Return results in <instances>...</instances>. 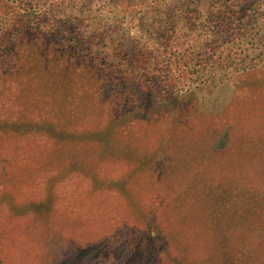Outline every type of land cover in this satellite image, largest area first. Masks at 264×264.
<instances>
[{
    "label": "rangeland",
    "instance_id": "1",
    "mask_svg": "<svg viewBox=\"0 0 264 264\" xmlns=\"http://www.w3.org/2000/svg\"><path fill=\"white\" fill-rule=\"evenodd\" d=\"M63 1L64 15L76 20L83 18L92 28L107 29L118 24L139 37L142 29L150 27V21L143 24L137 21L135 12L130 16L128 11H121L123 7L116 8L121 0ZM145 2L160 7L170 16L168 20L174 16L178 20L186 18L181 23L186 29L198 28L197 39L204 40L207 33H218V44L224 50L222 56L229 61L221 77L232 79L231 84L212 93L208 88L202 89L198 95L200 110L188 122L180 123L171 118L146 124L137 122L133 117L138 112H134L135 116L115 126L109 142L114 152L105 158H98L97 151L91 152L92 157L75 153L72 139L64 138L55 143L45 131L57 123L74 132L100 129L109 120L112 110L129 109L115 107L111 87L95 92L93 100L82 97V100L68 99L66 104L62 101L58 104L61 96L58 89L43 98L41 92L31 97L33 91L27 93L28 88L20 91L21 87L15 84L17 87H12L11 91L16 96L15 102L10 109H0V119H9L10 125L13 119L19 118L17 131L7 123H0V196L6 198L0 197V210H4L5 215L8 205L27 203L42 214L41 220L31 215L13 219L0 217V264H60L72 258H76V264H154L151 259L156 253L157 264H214L206 261V252L211 248L202 238L206 203L203 189L213 186L212 179L216 182V178L234 175L237 160L248 161L246 182L258 186L259 198L262 197L264 12L256 16V12L247 8L245 0H189L185 10L180 11L173 9L179 0ZM221 3L225 4L224 8H220ZM204 8H208L207 12ZM166 18L157 17V22L166 25ZM161 42L149 43L159 45ZM156 48L163 51L161 46ZM207 61L211 66L215 61L211 51L205 52L201 64ZM188 65L189 73L198 69L193 62ZM50 67L59 73L64 67L63 59L53 60ZM212 73L219 75L216 65L212 66ZM189 77L195 74H188L186 83ZM70 80L75 85L78 83L75 78ZM170 81L172 87L181 89ZM79 92L85 94V90ZM50 96L55 100H49ZM39 112L44 118H35ZM40 120L45 121L44 125ZM36 121L39 125L33 127ZM217 135L219 139L211 145ZM87 138L86 135V141ZM227 143L228 152L215 151L208 160L210 166L203 165L197 171V176L204 177L192 185L193 176L188 175L190 169L196 167L190 166L193 162L190 154L203 151L205 145L219 149ZM125 147L132 149L125 154L130 158L114 154ZM163 154L169 159L168 163L161 162L159 156ZM173 154L176 157L172 159ZM59 157L66 161L69 157L82 159L77 174L62 170L56 161ZM48 161H54L49 169L43 166ZM154 169L158 171L153 172ZM261 202V198L256 201L253 210L264 215ZM147 219H150L149 224L144 223ZM33 222H39V230L31 231ZM146 227L154 231V238L146 233ZM260 229L255 230L256 233L247 232L253 250L264 248V228ZM87 252L90 255L83 260L82 255Z\"/></svg>",
    "mask_w": 264,
    "mask_h": 264
},
{
    "label": "trees",
    "instance_id": "2",
    "mask_svg": "<svg viewBox=\"0 0 264 264\" xmlns=\"http://www.w3.org/2000/svg\"><path fill=\"white\" fill-rule=\"evenodd\" d=\"M245 1L248 2L247 8L256 12V16H259L261 11L264 12V0ZM64 2L63 0H0V109L12 107L16 96L11 91L15 84L21 87L20 91L26 88H28L27 93L33 91L31 97L41 92L40 97L43 98L58 89L61 93L58 104L61 101L66 104L68 99L70 101L82 100V97L92 99L95 92H101L106 86L111 87L115 97L113 101L115 107L124 106L129 109L112 110L109 120L100 129L74 132L65 130V126L58 123L51 129L46 128L45 134H48L50 136L48 138L55 143L64 138L72 139L74 141L72 145L76 147L75 153L92 157L91 152L97 151L98 158L107 157L114 152L109 142L110 135L115 132V126L121 120L135 116L132 115L134 112L138 114L133 118H136L137 122L142 121L146 124L171 118L180 123L188 122L200 110L198 95L202 89L208 88L212 93L231 84L232 79L221 77L225 73L223 68L229 61L226 56H222L224 50L218 44L219 35L216 32L207 33L204 40L201 37L197 39L196 33L199 29L196 27L186 29L181 23L186 18L178 20L174 19L176 17L174 16L172 20H168L170 16L165 11L160 7H152L145 0H121L116 8L123 7L121 11H128L130 16L135 12L137 21L142 24L151 22L150 27L142 29L141 35L137 37L138 35H131L118 24L107 29L92 28L89 21L83 18L76 20L70 15H64L62 11ZM188 3L189 0H179L173 9L185 10ZM220 6L224 8L225 4L221 3ZM204 10L207 12L208 8ZM157 17H167L164 21L168 28L165 24L157 22ZM185 24L191 26L189 22ZM168 33L170 37L166 38ZM170 38L173 39L168 41ZM150 41L162 42L157 45L149 43ZM157 46H161L163 51L156 48ZM197 50L201 53H196ZM210 51L215 57L212 66L216 65L219 75L212 73V66L207 65L208 61L201 64L205 52ZM57 59H63L64 62V67L59 73L50 67V62ZM192 62L194 67L198 66V69L189 73L188 64ZM207 67L210 69H206ZM188 74H195V77L187 78L186 83L184 80ZM73 75L76 77H72ZM70 78L77 79L78 83L75 85ZM170 79L181 89L172 87L173 83ZM31 86H36L37 89ZM80 90H85V94L80 93ZM111 96L112 94L109 95ZM47 98L55 100L51 96ZM20 100L21 98H18V101ZM41 117L44 118L40 112L35 114L36 119ZM13 120L12 125L9 119L5 118H1L0 123H7L12 130L17 131L15 128L19 124L17 123L19 118ZM41 122L44 125L45 121ZM38 125L39 122L32 124L33 127ZM218 136L211 141V145L217 138L219 139ZM209 147L205 145L203 151L201 149L190 154L193 161L190 166L197 168H191L188 175L193 176L192 185L202 177L201 174L197 176V171L203 165L210 166L208 160L215 151L226 153L229 150L228 143L219 149ZM130 150L132 149L125 147L115 151L114 154L127 157L125 154ZM159 157L162 159L161 162H169L165 154ZM174 157L175 154L171 156L172 159ZM68 160L59 157L56 161H59L62 170L77 174L76 169L82 159L69 157ZM53 162H44V168H51ZM54 166L58 170V166L56 164ZM249 167L248 161L237 160L234 175L216 178V182L212 179L213 186L208 187L207 190L203 189L206 203L202 238L206 239L209 243L207 247L211 248L206 252V261L210 263L264 264V248L253 250L247 240V232L256 233L255 230L264 228V215L258 210H253L255 202L260 198L262 199L260 205L264 206V191L259 198L260 188L246 182ZM169 169H172V165ZM223 172L227 173L226 169ZM148 175L149 173L147 177ZM0 197L6 199L4 196ZM32 207L33 205L27 203L8 205L5 215L2 214L4 210H0V217L13 219L31 215L41 220L42 213L34 211ZM148 220L150 219L144 223L149 224ZM150 227H146L148 229L146 233L154 238L155 233ZM34 229H40L39 222L31 224V231ZM232 232L244 235L235 236L231 234ZM159 238L160 235L157 239ZM131 251L133 252L134 249ZM89 255V252L83 254L82 259ZM155 255L157 256V253ZM155 255L152 256L151 262L157 264ZM75 262L76 258H72L60 264Z\"/></svg>",
    "mask_w": 264,
    "mask_h": 264
}]
</instances>
